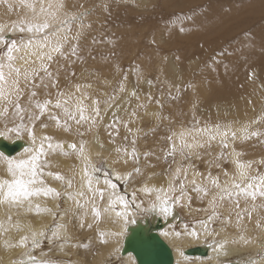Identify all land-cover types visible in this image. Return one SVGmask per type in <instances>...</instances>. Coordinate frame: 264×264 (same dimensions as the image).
<instances>
[{
    "label": "snow or ice",
    "instance_id": "6c2138e0",
    "mask_svg": "<svg viewBox=\"0 0 264 264\" xmlns=\"http://www.w3.org/2000/svg\"><path fill=\"white\" fill-rule=\"evenodd\" d=\"M0 4H6L9 11L15 7L11 0H0ZM19 4L31 15L8 26L7 32L16 35L9 38L5 35V26L0 25V138L28 140V146L24 148L20 158L0 153V167L5 168L9 177L0 178V207L5 209V219L0 220V237L14 231L18 239L14 242L5 240V249H24L21 257L12 264H53L54 258L39 257L37 250L42 251L45 242L49 248L68 245V225L74 220L79 223L80 228L86 226L92 229L93 224L101 222L105 215L114 214L127 225L133 209L140 210L144 205L143 200L137 201L138 193L148 198L149 207L146 211L165 219L174 216L178 206L187 204L190 207L192 192L201 201L207 199L208 208L211 209L209 214L194 224H185L184 232L194 239H199L201 235L213 237L214 242L209 246L218 257L227 254L229 243H250L242 234L232 240H216L220 231L213 225L218 222L221 231L226 230L232 224L231 216L234 212L236 221L233 226L240 229L246 215L251 219L253 212L264 209V172L258 167L264 165V158L242 161L240 157L244 153L237 151L235 147L237 140L248 141L259 138L264 133L250 131L247 124H241L239 130L234 129L232 122H205L202 125L193 115L187 125H181L179 131L169 129L166 136L168 145L163 150V160L167 168L161 174L167 181L166 185L149 183L156 173L145 176L141 160L147 161L154 153L145 152L141 156L136 149L135 138L131 142V150L127 147L114 149V163L126 166L131 161V170H104L100 175L101 168L92 163L91 153L83 137L93 133V129H97L95 135L98 137V130L103 126L109 137L108 143L115 145L121 125L128 133H132L133 129L129 125L138 118L136 109L146 106L139 103L137 88L128 91L125 83L127 75L111 94L94 89L93 83L69 81L61 87V71L65 72V79L75 77V71L68 72L67 68L76 61L84 62L78 41L84 30L91 27L84 23L87 16L91 15L90 10H70L63 0L56 4L51 0H19ZM83 7L73 6L74 9ZM74 26L78 28L75 33ZM93 43L96 41L93 40ZM224 55L226 53L223 51L217 53V56ZM61 60L66 63L61 64ZM215 62L219 63V60ZM96 79L101 80V77L96 75ZM101 83L108 87L111 81L103 79ZM147 83L149 87L153 85L151 80ZM169 98L176 99L171 92ZM133 99L137 101L135 105L132 103ZM146 99L152 101L151 93L147 94ZM156 103L159 107H164L159 99ZM109 113L111 118L105 123ZM157 119L162 122L166 118L158 115ZM260 122H264V114L259 120L253 121ZM52 128L81 139L66 144L49 134L48 130ZM124 139L127 140L128 137L125 136ZM97 143L101 149L104 148V143L99 139ZM214 147L219 151L214 153ZM57 154L75 156L80 161L82 167L79 169V188H76L75 167L71 169V176L49 170L51 163L48 157ZM156 158L161 159L159 156ZM196 161L206 164V173L198 171ZM226 163L234 166L232 172L224 167ZM254 165L257 167L254 168ZM212 168L218 170L216 175H213ZM252 172L255 174H251ZM189 173L193 176L191 188L188 187ZM221 175L225 178L223 181L220 179ZM46 176L60 182L61 190L50 186L45 180ZM197 176L201 177L200 183L195 179ZM101 182L103 187H100ZM132 184L139 186L133 189L131 195L128 194L127 187L121 189V186ZM41 197L58 201L55 209L42 207L34 202ZM105 198L107 204L101 207ZM241 200L246 204L243 208L240 206ZM249 200L252 201L250 207L247 206ZM257 200L261 203L257 204ZM59 202L69 206L61 207ZM225 202L233 206L228 217L221 216L217 211ZM29 214H48L53 218V224L35 228L26 219ZM89 215L92 222L85 225ZM256 227L264 229L259 218ZM97 235L100 243L108 242L106 233L98 232ZM175 235L179 238L181 233L176 232ZM259 255L264 256V253ZM253 264L256 262L253 261Z\"/></svg>",
    "mask_w": 264,
    "mask_h": 264
},
{
    "label": "bare ground",
    "instance_id": "6f19581e",
    "mask_svg": "<svg viewBox=\"0 0 264 264\" xmlns=\"http://www.w3.org/2000/svg\"><path fill=\"white\" fill-rule=\"evenodd\" d=\"M152 0H134V3L138 6H149ZM11 2L15 5L12 11L7 9L6 4H0V25L5 26V35L11 36L13 34H9L7 32L8 26H10V22L18 18L17 20L24 19L26 16L31 15V13L21 7L19 4V0H11ZM53 4L59 3L60 0H51ZM64 4L70 10H79L84 11L87 9L93 2L90 3V0H63ZM83 5V9H74L73 6ZM37 6H39L37 4ZM101 14V8L98 7L96 9ZM89 16L84 20H89ZM16 20V21H17ZM78 31L76 26L73 27V32ZM16 35V34H14ZM183 37V36H179ZM156 42L160 44H165V40L162 34H159L156 37ZM183 43H179L181 45ZM186 44V43H184ZM170 47H173L174 50L175 43L167 44ZM193 45H186V49H193ZM184 48V47H183ZM182 50V49H181ZM244 51V50H243ZM245 52V51H244ZM203 55L207 54V51L202 52ZM242 57H245L246 60L242 63L243 69H245V65L251 64V61H254V57L248 55L247 53H243ZM61 64H65L66 62L61 60ZM242 64L236 70L234 76H243L241 72ZM145 68L142 70H147V65L144 64ZM55 67V66H53ZM81 66L73 65L72 69L70 67L67 68L68 72L75 71V73L79 77H83V73L81 72ZM256 68V67H255ZM249 69L246 70V74ZM60 73V84L61 87L65 86L69 81L73 83H87L85 80L80 81L79 79L72 80L71 77L65 79L64 71ZM214 77L217 81H224L225 89L221 86H217L213 89L210 86L209 77ZM213 79V78H212ZM243 79V78H242ZM240 80L237 82L229 81L228 73H224L223 71H219L218 73H213L212 68L200 69L196 74L190 75V70H186L182 68L179 64L175 63L172 58L163 59L159 64V81H162L167 84L170 92L176 99H168L164 100L163 95L159 96L160 103L164 105L163 108L159 107V105L154 103V93L156 90L155 85L153 84L149 87L147 81L138 75L129 76L126 83L127 89L129 92L133 88H137L140 101L139 103L144 104L146 107H141L136 109L138 113V118L134 120L129 126L133 129L132 134L138 133L140 135L139 138V153H145L151 150V155L147 161L141 160V166L145 170V176H151L152 173H156L155 176L149 181V183H154L156 185L167 184V181L161 175L166 169L162 164L163 158V149H167L168 141L166 140V136L169 134V129H174L179 131L181 125H187L193 118V115L196 116L197 119L202 121H210L211 119L216 122L229 123L232 122V126L234 129L239 130L241 128V124L249 125L250 131H259L264 133V122L253 123V121L259 120V116L264 114L263 106L264 99L262 94H264V85L263 81L261 82L259 75L257 78H251L248 76L245 80ZM112 81V80H110ZM139 81V82H138ZM102 84V83H101ZM94 85V84H93ZM111 85V84H110ZM95 86V85H94ZM181 88H185L187 93L183 94L179 92ZM179 89V90H177ZM54 91V90H53ZM91 91V90H90ZM148 93L152 95V101L149 102L146 99ZM119 94V93H118ZM42 95V90H41ZM133 105L137 103L135 99L132 101ZM142 111V112H141ZM158 115H162L166 119L162 122L157 119ZM111 118V114L105 118V123L107 120ZM145 124H157L159 129H162L161 134H156L153 130H150V133L154 136V141L151 144H144L140 141L141 136H143ZM123 125L120 127V135L116 138L115 145L109 144V137L107 132L101 126L98 130V137L95 135L97 129H93V133L86 135L83 139L87 142L88 150L91 153L92 163L96 166L97 160L105 161V170H119L124 172L126 170H130L132 162L130 161L128 165L116 164L114 160L116 158V153L114 149L116 147H123L122 141V129ZM165 129V130H164ZM83 130V129H81ZM139 130V131H137ZM167 130V131H166ZM50 135H54L58 140H63L66 144L71 142H78L81 138L78 136H74L68 133L63 132L59 129H49ZM240 134L239 131L237 133ZM149 135L147 132L144 136ZM6 143H13L15 141H19L21 143L20 149L14 153L13 155H7L9 157L20 158L23 155V150L28 146V140L25 139H4ZM97 139L100 142L104 143V148L101 149L99 147V143H97ZM259 139L264 140V135H261L259 138H252L248 141L237 140L235 142V147L237 151L244 153L240 157L242 161H250V160H260L264 158L262 153H254L251 149H249V145L251 143H259L261 145ZM257 141V142H256ZM219 149L213 148V152H218ZM1 153V152H0ZM4 154V153H3ZM141 155V156H142ZM159 156L161 159H157ZM51 168L49 169L52 172H61L66 176H71L72 168H76V188H79L80 184V172L79 169L82 167L80 161H78L75 156L65 157L61 155H50L48 157ZM179 159V157H177ZM206 159H209L206 157ZM198 166V171L205 172L207 170V166L205 163L201 161H196ZM154 165L155 167H152ZM263 165H259L261 167ZM225 168L229 170V172L233 171L234 166L230 163H226L224 165ZM257 165H254V168ZM218 170L216 168H212L213 175H216ZM251 174H255L252 172ZM0 178H9L7 177V173L5 168L0 167ZM188 187L191 188L192 185L190 181L193 179L191 173L188 175ZM197 183H200L201 177H195ZM221 181L225 178L223 175L220 177ZM46 182L58 190H61V184L58 181L53 180L51 177H45ZM138 184H132L127 187V192L131 195L134 188L138 187ZM100 187H103L101 182ZM123 187V188H124ZM141 200L144 201V205L140 210L133 209L132 214L128 217L127 225L124 224V221L115 217L114 214L111 216L105 215L101 222L94 223L92 229H88L86 226L84 228L79 227V223L77 221H72L68 225V233L70 235V243L65 245L63 248L58 246H53L49 248L47 242V246H43V250H37V255L39 257H51L53 259V264H107L110 259L119 260L120 264H136L135 258L131 253H127L125 255H121L120 251L123 246V241L125 237L129 234L131 228L135 227L138 224L148 223L150 226H154L157 221L161 223V228L157 229L156 232L159 237L168 245L172 252L173 256V264H253V261L256 264H264V256L259 254L264 253V229H258L256 227L257 219H260V222L264 224V209H257V211L252 213L251 219L245 216V219L241 222V228L237 229L233 225L235 224L236 217L233 212L231 216L232 224L226 227V230L221 231V225L219 224L216 228L217 231H220V236L216 237V240L227 238L232 240L234 238H238L239 235H244L250 243H229L227 247V254L217 256V253L213 251L212 247L209 245L214 242L213 237H205L201 235L199 239H194L188 236L184 230L183 234L178 238L176 237L174 229L169 225L171 221L177 217V213L175 211L174 216H170L167 219L164 217L157 215L156 213L146 211L145 209L149 207L148 198L143 194L139 193ZM192 203L189 207L187 204V208L183 207L191 216H196V212L200 213L199 215L206 216L211 209L208 208V200L205 199L203 201L197 199L195 192L191 193ZM137 196V201L138 200ZM35 203H39L42 207H48L55 209V205L58 201H54L51 199H45L43 197L34 201ZM61 203V207H68L69 205L64 202ZM257 204H260L261 201L257 200ZM107 198H105L104 203L101 207L106 206ZM252 201L247 202V206H251ZM241 208L245 207V201L241 200L240 202ZM180 208L178 206L176 209ZM233 206L229 205L227 202L224 203L222 207L217 209V211L223 215V217H228L230 211H232ZM204 209H207L205 211ZM5 219V209L0 207V220ZM26 219L30 221L35 228H42L46 226H50L53 224V218L48 214L42 215H33L29 214ZM92 219L89 215L88 219L85 221V225L87 223H91ZM199 230V229H198ZM98 232L106 233L107 243L102 244L99 242ZM113 233H119V235H113ZM18 239L16 233L13 231L9 233L7 236L0 237V264H12V262L21 257L24 249L20 248H8L5 249L4 241L12 240L13 242ZM84 240H87V245L84 244ZM88 247V248H87ZM200 247L206 250L205 257H200L197 255H187L186 251ZM183 253V254H182Z\"/></svg>",
    "mask_w": 264,
    "mask_h": 264
},
{
    "label": "rangeland",
    "instance_id": "374dc122",
    "mask_svg": "<svg viewBox=\"0 0 264 264\" xmlns=\"http://www.w3.org/2000/svg\"><path fill=\"white\" fill-rule=\"evenodd\" d=\"M91 2L94 4L87 8L91 11L90 19L84 22L91 27L84 30L78 41L84 62L76 61L70 67L72 69L74 64L81 66L83 77L76 74L71 77L73 81L85 80L93 83L94 89L111 94L114 89H118L125 75H138L144 80H151L155 85L154 103L160 95L167 101L170 100V89L166 83L159 81V64L163 59L172 58L182 68L190 70V75L196 74L202 68H212L213 73H228L229 81L233 82H239L242 78L246 81L250 74L255 79L259 75L264 85V0H152L146 7L138 6L134 0H90ZM98 7L102 9L101 14L96 10ZM17 19H13L10 24ZM159 34L163 35L165 44L156 42ZM14 36L13 34L9 38ZM169 43H175L177 48L174 50L167 45ZM187 44L193 45V49H186ZM243 50L247 56H253L255 61L245 65V69L242 64L246 60L242 57L245 53ZM203 51H207V54L203 55ZM221 51L226 55L217 56ZM144 64L147 65L145 71L142 70L145 68ZM241 64L244 77H235L234 74ZM247 69L249 71L246 74ZM96 75L101 80H112L111 85L105 87L101 80L96 79ZM209 80L213 89L217 86L225 89L223 80L217 81L212 76ZM179 92L187 93L185 88H181ZM262 96L264 99V94ZM205 122L214 121H202V125ZM143 128L140 141L144 144L154 141L150 130L158 135L162 131L157 124H145ZM122 129L123 147L131 150V142L135 138L138 151L140 135L128 133L124 127ZM147 132L149 135L144 136ZM125 136L128 137L127 140L124 139ZM259 141L261 143L264 140ZM261 145L264 146V143ZM249 149L264 155V148L258 142L251 143ZM148 152L151 153V150ZM97 161L96 166L101 168L102 175L106 167L105 161ZM162 164L167 168L163 158ZM259 170L264 172V165ZM123 187L121 186L122 190ZM137 196L140 201L139 193ZM183 207L176 209L177 217L169 223L174 232H180L181 235L185 224H194L205 217L197 212L193 217ZM218 225L217 222L213 227L217 228ZM84 244L87 245V240H84ZM44 246L47 244L44 243ZM107 264H120V261L110 259Z\"/></svg>",
    "mask_w": 264,
    "mask_h": 264
},
{
    "label": "water",
    "instance_id": "95a60500",
    "mask_svg": "<svg viewBox=\"0 0 264 264\" xmlns=\"http://www.w3.org/2000/svg\"><path fill=\"white\" fill-rule=\"evenodd\" d=\"M21 147L19 141L6 143L0 139V152L13 155ZM161 228L157 221L152 227L148 223L138 224L131 228L123 241L121 255L131 253L136 264H173V256L168 245L159 237L156 230ZM187 255L205 257L206 250L197 247L186 251Z\"/></svg>",
    "mask_w": 264,
    "mask_h": 264
}]
</instances>
